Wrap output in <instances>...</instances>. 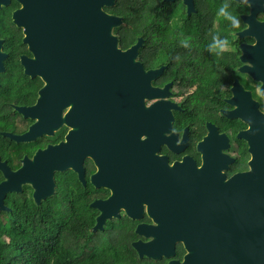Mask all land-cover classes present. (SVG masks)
I'll list each match as a JSON object with an SVG mask.
<instances>
[{
    "label": "flooded vegetation",
    "instance_id": "flooded-vegetation-1",
    "mask_svg": "<svg viewBox=\"0 0 264 264\" xmlns=\"http://www.w3.org/2000/svg\"><path fill=\"white\" fill-rule=\"evenodd\" d=\"M236 2L223 65L183 64L163 45L184 35L131 32L123 19L118 54L91 66L88 0H3L0 183L21 184L7 212L34 200L29 178L49 150V198L84 218L104 259L264 264V9Z\"/></svg>",
    "mask_w": 264,
    "mask_h": 264
},
{
    "label": "trees",
    "instance_id": "trees-1",
    "mask_svg": "<svg viewBox=\"0 0 264 264\" xmlns=\"http://www.w3.org/2000/svg\"><path fill=\"white\" fill-rule=\"evenodd\" d=\"M195 8L188 15L180 1L118 0L106 10L123 17L131 32L184 35L182 45H163L164 50L182 52L179 57L186 54L183 64L223 65L225 58L218 46L229 30H237L240 4L195 0ZM159 55L166 56L164 51ZM207 74L201 79L213 81V70ZM10 207L11 212H0V264H116L88 243L92 233L83 229L84 218L69 215L52 199L38 205L32 198H23Z\"/></svg>",
    "mask_w": 264,
    "mask_h": 264
},
{
    "label": "water",
    "instance_id": "water-1",
    "mask_svg": "<svg viewBox=\"0 0 264 264\" xmlns=\"http://www.w3.org/2000/svg\"><path fill=\"white\" fill-rule=\"evenodd\" d=\"M3 0H0V8ZM167 2H173L176 0H165ZM184 5L187 7V14L190 15L195 13L197 10L195 8V0H182ZM241 4H248L252 7V13L257 11H262L264 9V0H237ZM116 4V0H88V4L85 7V18L86 25L88 24L89 29V42H90V65L99 64L100 57H108L110 54H118L119 50L117 49V38L113 36V28L120 26L123 23V17L107 12L104 8H112ZM252 14V15H254ZM251 15V16H252ZM249 17V16H248ZM244 20L249 19L243 17ZM251 18V17H250ZM242 35L246 34L245 31L241 33ZM142 44V39H139L138 42L129 50L135 55L138 51V48ZM1 47V42H0ZM105 51V53H102ZM162 69L155 70L154 76L156 77L161 73ZM48 151H45L42 156L41 161V176L36 177L31 176L29 179L32 181L31 185L34 189V200L39 205L42 200L49 198L53 193L52 188V178L49 171L51 165L50 160L46 156ZM39 158V157H38ZM0 169L6 173V167L4 163H0ZM17 180L24 179L22 171L13 174ZM8 191H21V184H9L8 182L0 183V212L8 211L9 208L4 203L5 194Z\"/></svg>",
    "mask_w": 264,
    "mask_h": 264
}]
</instances>
